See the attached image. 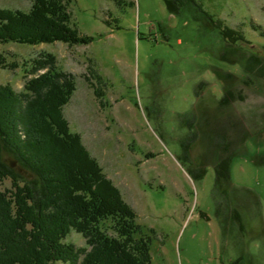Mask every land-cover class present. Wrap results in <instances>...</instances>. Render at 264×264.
<instances>
[{"label": "rangeland", "instance_id": "rangeland-1", "mask_svg": "<svg viewBox=\"0 0 264 264\" xmlns=\"http://www.w3.org/2000/svg\"><path fill=\"white\" fill-rule=\"evenodd\" d=\"M69 10L94 39L0 42L19 63L0 66V84L23 90L44 53L75 75L65 115L136 210L152 264H264V0H182L173 11L166 0H71ZM211 18L241 28L246 41H226ZM229 89L235 98L223 104ZM224 153L231 176L218 181ZM11 185L0 179V189ZM65 241L86 246L76 230Z\"/></svg>", "mask_w": 264, "mask_h": 264}, {"label": "trees", "instance_id": "trees-1", "mask_svg": "<svg viewBox=\"0 0 264 264\" xmlns=\"http://www.w3.org/2000/svg\"><path fill=\"white\" fill-rule=\"evenodd\" d=\"M31 1L28 11L0 7V42L94 39L73 23L71 0ZM181 1L166 0L171 11ZM211 19L226 41H246L241 28ZM0 66L14 70L19 63L0 52ZM26 72L30 76L23 90L0 84V179L12 181L0 189V264H152L151 236L143 232L136 210L65 115L76 90L75 75L51 53L32 59ZM234 98L229 89L221 103ZM184 150L188 157L189 148ZM6 154L30 173L7 163ZM231 167L232 155L224 153L216 165L217 180L229 178ZM72 230L85 237L86 246L65 241ZM229 264H242L241 258Z\"/></svg>", "mask_w": 264, "mask_h": 264}]
</instances>
